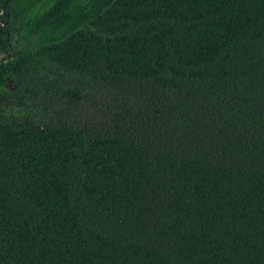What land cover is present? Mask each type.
<instances>
[{"label":"trees","instance_id":"16d2710c","mask_svg":"<svg viewBox=\"0 0 264 264\" xmlns=\"http://www.w3.org/2000/svg\"><path fill=\"white\" fill-rule=\"evenodd\" d=\"M0 264H264V0H0Z\"/></svg>","mask_w":264,"mask_h":264}]
</instances>
